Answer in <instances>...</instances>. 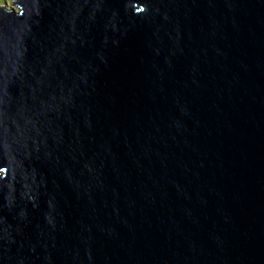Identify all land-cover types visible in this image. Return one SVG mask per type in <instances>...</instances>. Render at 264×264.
<instances>
[{
	"label": "water",
	"instance_id": "1",
	"mask_svg": "<svg viewBox=\"0 0 264 264\" xmlns=\"http://www.w3.org/2000/svg\"><path fill=\"white\" fill-rule=\"evenodd\" d=\"M0 5V264H264V0Z\"/></svg>",
	"mask_w": 264,
	"mask_h": 264
},
{
	"label": "rangeland",
	"instance_id": "2",
	"mask_svg": "<svg viewBox=\"0 0 264 264\" xmlns=\"http://www.w3.org/2000/svg\"><path fill=\"white\" fill-rule=\"evenodd\" d=\"M12 1H13V0H9V1H7V6H8V7H12V6H13L14 8H16V6L13 5V2H12ZM4 3H5V2H4ZM4 3L1 2L0 5H3Z\"/></svg>",
	"mask_w": 264,
	"mask_h": 264
},
{
	"label": "trees",
	"instance_id": "3",
	"mask_svg": "<svg viewBox=\"0 0 264 264\" xmlns=\"http://www.w3.org/2000/svg\"><path fill=\"white\" fill-rule=\"evenodd\" d=\"M7 1H9V0H0V3H1V2L4 3V2H7Z\"/></svg>",
	"mask_w": 264,
	"mask_h": 264
}]
</instances>
